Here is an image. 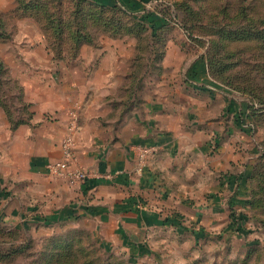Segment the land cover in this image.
Masks as SVG:
<instances>
[{
    "label": "crops",
    "instance_id": "obj_1",
    "mask_svg": "<svg viewBox=\"0 0 264 264\" xmlns=\"http://www.w3.org/2000/svg\"><path fill=\"white\" fill-rule=\"evenodd\" d=\"M10 1V7L0 6V12L15 9V0ZM19 23L36 28L23 32L24 49L14 48L18 58L35 60L34 67H20L17 72L33 76L23 83L32 114L11 126L0 107V185L11 184L22 193L29 186L35 201L65 207V218L94 219L101 237L114 244L147 245L154 235H160L164 245L171 235L190 238L193 228L186 223L210 237L233 236L230 260L214 256L210 249L195 251L190 262L180 264H264V225L245 223L241 235L229 229L232 211L253 214L248 202L251 189L257 188L252 176L262 155L259 147L229 143L235 134L251 133L244 102L220 92L199 60L186 65L174 57L183 53L169 52L164 59L173 76L183 71L181 78L170 87L162 76L151 93L143 81L135 86L131 79L127 85L126 58L114 65L110 54H104L110 48L89 52L83 47L76 59L57 61L38 24L30 19ZM16 37L13 34L11 41H18ZM119 91H126L125 97ZM75 109L81 126L77 165L89 170L93 180L68 188L47 178L46 165L61 158L60 141ZM142 145L153 146L156 152L148 157L144 172L137 174L132 149ZM104 174L114 176L103 178ZM155 204V209L146 207ZM52 217H58L57 212ZM258 217L264 220V213ZM251 232L257 235L255 247L247 244ZM141 248L151 250L148 245Z\"/></svg>",
    "mask_w": 264,
    "mask_h": 264
},
{
    "label": "rangeland",
    "instance_id": "obj_2",
    "mask_svg": "<svg viewBox=\"0 0 264 264\" xmlns=\"http://www.w3.org/2000/svg\"><path fill=\"white\" fill-rule=\"evenodd\" d=\"M49 1H52V33L66 36L81 30L91 43L82 44L80 50L110 48L104 54H110L114 65L124 56L130 71L128 76H123L127 85L131 79L135 86L143 81L153 93V86L166 76L165 84L172 87L183 71L173 76L172 70L164 66L169 52L183 53L181 57H174L186 65L199 60L220 92L230 100L244 102L249 111L246 115L252 121L247 126L250 135L235 134L234 141L229 143L236 147L247 143L264 151V113L254 116L251 112L252 105L258 108L254 102L264 104V0H120L125 10L93 6L90 0H37L38 3ZM10 4V0H0L3 9ZM13 5L16 10L17 2ZM12 10L0 12V21L5 23L4 27L0 26V32L6 36V39L0 38V100L11 114L10 119L7 116L11 126L32 114V103L23 83L33 76L17 72L20 67H34L35 60L18 58L14 48L24 49L20 41L23 32L36 31V28L19 27V22L30 19L44 33L36 21L38 14ZM85 20L98 23L81 28ZM13 34L18 36V41H11ZM46 41L54 58L55 54L60 57L58 52L63 51L61 57L68 52L69 44H52L47 38ZM7 53L9 56L4 58ZM125 94L126 91H119L120 97ZM256 164H264V155L258 156ZM47 178L72 188L60 179L49 175ZM22 190L25 192H19L11 184L0 185V264H180L185 259L190 262L195 251L201 254L210 249L214 256L224 255L227 260L234 257L230 253L233 248L229 246L233 239L230 235L216 234L209 240L196 242L193 236L190 239L183 235L180 237L187 240H180L171 235V241L168 239L165 245L160 235H154L151 243H147L152 251L141 248L147 246L145 242L131 243V246L114 244L101 237L94 219L65 218L62 215L65 207L35 201L29 186ZM146 207L155 209L158 205ZM54 212L58 217H52ZM256 237L252 233L247 237V244L257 246Z\"/></svg>",
    "mask_w": 264,
    "mask_h": 264
},
{
    "label": "trees",
    "instance_id": "obj_3",
    "mask_svg": "<svg viewBox=\"0 0 264 264\" xmlns=\"http://www.w3.org/2000/svg\"><path fill=\"white\" fill-rule=\"evenodd\" d=\"M17 2V8L16 11L17 13H27L28 15H34L36 16V14H38L36 21L40 24L41 28L43 27V32L46 36V38L49 40H51V43L54 44L55 42H61L64 44H69V49L68 52L65 53V55L63 57H61L62 52H58L59 56L58 57L55 54V59L57 58L58 60H63L66 58H70V59H76V57L78 56L79 50L82 46V44L84 43H91V41L87 38V36L85 34H81V30H77V33H75L74 35H55L54 32L52 33V25H53V16H52V9H51V5H52V1L49 3H38L37 0H15ZM93 3V6L97 5L99 7H103V8H109V9H127L124 7V5L121 4V1L119 0H90ZM164 21V20H163ZM82 23V22H81ZM98 23L97 21H84L82 23V27L81 28H85L87 25L90 24H96ZM0 26L4 27L5 23L3 24L2 21H0ZM52 30V31H51ZM3 33V32H2ZM0 32V38L1 39H6V36H4V34H2ZM54 35V36H53ZM210 76V73H209ZM136 91V90H135ZM135 92L133 91V94ZM255 104L258 105V108L255 107V105H252V113L253 115H258V114H262L264 113V104L262 103H258V102H254ZM0 107L4 109V111L6 112L7 116L9 117V119L11 118V114L9 113L6 107V105L4 104L3 101L0 100ZM242 121V115L238 117L237 122ZM21 122V121H19ZM18 122V123H19ZM262 155H264V151L262 152ZM252 180L254 182V185L257 188H252L251 189V199L248 202V204L250 205L251 210H253V214L252 216L245 214V213H236L233 212L230 213V224H229V229H230V233L233 234H242L243 233V229H245V223H248L250 221H253L254 223H258L260 225H264V220L260 219L258 217L259 213H264V164H257L252 176ZM93 183L97 184L99 183V181H93ZM166 223H169V220L166 221ZM252 233V232H251ZM191 234L193 235L194 239L196 241L199 240H209L211 239V237L209 236V234H205L202 231H198L195 232L194 228L191 232ZM230 239L226 240V243H229ZM255 247V246H253ZM251 247V248H253ZM261 256V255H259Z\"/></svg>",
    "mask_w": 264,
    "mask_h": 264
},
{
    "label": "built area",
    "instance_id": "obj_4",
    "mask_svg": "<svg viewBox=\"0 0 264 264\" xmlns=\"http://www.w3.org/2000/svg\"><path fill=\"white\" fill-rule=\"evenodd\" d=\"M81 131L79 124L78 110L75 109L70 113V120L67 125V132L61 141V158L46 165L47 174L53 178L60 179L65 182L69 187L76 188L84 186L93 180L92 174L77 165V136ZM136 157L137 174H142L148 163V157L154 155L156 148L153 146H135L132 149ZM116 174V173H115ZM118 175V174H116ZM112 174H107L104 177H113ZM102 178V179H103ZM107 179V178H105ZM99 181V180H94Z\"/></svg>",
    "mask_w": 264,
    "mask_h": 264
}]
</instances>
